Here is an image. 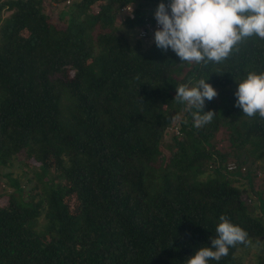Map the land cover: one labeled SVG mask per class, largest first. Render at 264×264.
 Instances as JSON below:
<instances>
[{
	"label": "trees",
	"instance_id": "trees-1",
	"mask_svg": "<svg viewBox=\"0 0 264 264\" xmlns=\"http://www.w3.org/2000/svg\"><path fill=\"white\" fill-rule=\"evenodd\" d=\"M160 2L0 0V264H185L221 214L264 245V118L234 95L264 40L181 64L139 37ZM200 78L218 95L197 128L174 98Z\"/></svg>",
	"mask_w": 264,
	"mask_h": 264
},
{
	"label": "clouds",
	"instance_id": "clouds-1",
	"mask_svg": "<svg viewBox=\"0 0 264 264\" xmlns=\"http://www.w3.org/2000/svg\"><path fill=\"white\" fill-rule=\"evenodd\" d=\"M154 16L159 26L154 32L156 47L162 52L171 49L181 64L223 63L243 41L264 40V0H170L167 5L161 0ZM207 80L176 86L174 100L185 105L197 128L210 123L216 114L204 111L205 101L218 95ZM236 82L235 106L248 117L264 118V72H248ZM210 241L211 246H201L185 264L218 262L231 248L247 244L248 233L221 214Z\"/></svg>",
	"mask_w": 264,
	"mask_h": 264
},
{
	"label": "rangeland",
	"instance_id": "rangeland-1",
	"mask_svg": "<svg viewBox=\"0 0 264 264\" xmlns=\"http://www.w3.org/2000/svg\"><path fill=\"white\" fill-rule=\"evenodd\" d=\"M23 170H24V167L21 171H20V169H18L17 173L22 174ZM36 184H38L37 188H36ZM25 188L27 190L36 188V191L34 194L40 193L39 183L36 180H33L30 185L27 184L25 186ZM3 189H5V182H4V180L0 179V192ZM25 199H27V198H25ZM67 201H68L69 206H71V208L73 210L76 206V200H75V197L72 193L69 194V197H67ZM48 223H49V215H48V213H45L43 218L41 219L40 224L36 228L38 230H41L44 227H46V225ZM260 243H261V241H259V242L251 241V242L247 243L246 245H244V247H239L236 251V254H235L236 261H238L240 264H264V262L256 261V259H255L256 256H258V252L261 250V248L264 247V245L262 246V244H260Z\"/></svg>",
	"mask_w": 264,
	"mask_h": 264
},
{
	"label": "built area",
	"instance_id": "built-area-1",
	"mask_svg": "<svg viewBox=\"0 0 264 264\" xmlns=\"http://www.w3.org/2000/svg\"><path fill=\"white\" fill-rule=\"evenodd\" d=\"M170 2H166L165 4L167 5ZM158 24L157 21L155 20V22L153 24L147 23L146 24V29H142L140 31L139 37H145L147 34L149 35H154L155 30L158 28Z\"/></svg>",
	"mask_w": 264,
	"mask_h": 264
}]
</instances>
